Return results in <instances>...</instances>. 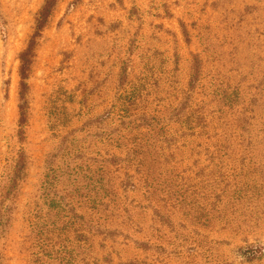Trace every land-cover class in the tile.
<instances>
[{"label":"rangeland","instance_id":"obj_1","mask_svg":"<svg viewBox=\"0 0 264 264\" xmlns=\"http://www.w3.org/2000/svg\"><path fill=\"white\" fill-rule=\"evenodd\" d=\"M45 1L0 0V261L264 264V0H60L21 141Z\"/></svg>","mask_w":264,"mask_h":264},{"label":"trees","instance_id":"obj_2","mask_svg":"<svg viewBox=\"0 0 264 264\" xmlns=\"http://www.w3.org/2000/svg\"><path fill=\"white\" fill-rule=\"evenodd\" d=\"M60 0H46L42 8L40 9L37 18H36V25L34 33L32 34L29 43L27 47L21 52L20 54V120H19V131L18 136L19 139L22 141L25 138L26 134V126L28 122V80L30 78V74L32 71V65L34 61L35 56V50L38 45V41L40 37L42 36L44 30L48 27V25L51 22V18L56 10V7L58 5ZM126 110L125 108V116L122 115V117L126 116ZM26 167H27V161H26V155L25 153H21L16 160V165L14 167V179L15 183L18 184L20 180L24 178V175L26 173ZM255 256H253L251 259H253ZM0 264H3L0 261Z\"/></svg>","mask_w":264,"mask_h":264}]
</instances>
